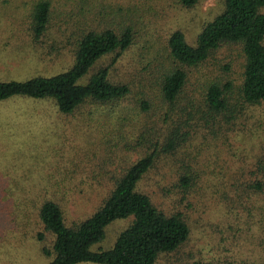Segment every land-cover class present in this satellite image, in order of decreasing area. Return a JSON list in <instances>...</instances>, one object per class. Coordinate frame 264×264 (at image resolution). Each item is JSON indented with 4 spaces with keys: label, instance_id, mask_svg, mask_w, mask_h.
<instances>
[{
    "label": "rangeland",
    "instance_id": "1",
    "mask_svg": "<svg viewBox=\"0 0 264 264\" xmlns=\"http://www.w3.org/2000/svg\"><path fill=\"white\" fill-rule=\"evenodd\" d=\"M30 1L0 0V80L50 75L72 63L76 36L70 35L62 16L54 17L48 31L55 50L29 37L24 27ZM98 1L111 15L113 29L112 24L119 22L133 28L132 43L108 71L111 80L128 84L130 94L114 105L87 103L71 115L57 113L49 100L0 101V210L5 208L0 212V264H46L50 256L42 254V242L34 235L44 233L48 244L53 237L38 223L39 202L55 195L67 225L89 215L114 178L150 146L148 139L159 130L166 134L172 129L170 121L162 122L155 111L166 110L167 105L158 99L150 67L165 59L171 30L179 29L193 41L202 24L221 9L220 0H199L189 9L174 0ZM52 2L57 6L56 0ZM260 11L264 13V7ZM86 22L91 28L108 23L103 16ZM239 55L235 47L222 46L194 68L193 76L220 75L219 65L225 63L230 66L227 77L237 82ZM139 98L148 102L144 112ZM234 116L225 122L218 115L204 128L197 127L172 154L160 155L156 166L138 181L137 190L164 211L182 197L178 209L189 235L175 252L162 256L160 264H264V178L261 190L250 186L262 178L254 168L264 154V100ZM182 162L191 164L193 185L171 188L175 167ZM130 220L111 221L103 239L90 249L111 247Z\"/></svg>",
    "mask_w": 264,
    "mask_h": 264
},
{
    "label": "trees",
    "instance_id": "2",
    "mask_svg": "<svg viewBox=\"0 0 264 264\" xmlns=\"http://www.w3.org/2000/svg\"><path fill=\"white\" fill-rule=\"evenodd\" d=\"M174 1L180 8L189 9L199 0ZM220 1V11L202 24L193 41H188L181 30H171L165 40V59L150 67L154 69L150 81L157 86L158 99L167 105L163 112L154 110L162 122L170 121L172 129L166 134L159 130L153 139H148L150 146L147 144L144 153L114 178L106 195L89 215L67 225L55 195L39 202L36 208L38 223L42 231L53 237L48 244L44 233L34 235L42 242V254L50 256L46 264H160L162 256L175 252L187 240L189 227L178 209L182 197L172 203L171 210L164 211L136 186L144 174L156 166L160 155L172 154L197 127L204 128L218 115L230 122L235 113H242L264 100V13L260 11L264 0ZM92 2L97 5H91ZM28 3V21L24 29L33 41L48 43L50 51L56 49V43L47 39L49 28L54 17L62 16L70 35L76 36L71 49L72 63L63 71L50 75L0 80V101L16 97L49 100L57 113L71 115L87 103L114 105L130 94L128 84L111 80L108 71L132 43V26L119 22L112 24L113 29L111 15L98 0H56L57 6L52 0ZM95 6L98 7L94 9ZM99 16L108 23L98 28L87 25V20ZM222 46L235 47L240 54L238 81L227 77L230 66L225 63L219 65L220 75L199 73L193 76L194 68ZM107 55L110 58L105 64L98 63ZM138 103L141 111L148 109L145 99L139 98ZM190 165L182 162L179 169L175 167L176 179L171 188L185 190L193 185ZM254 172L260 173L262 178L250 186L259 191L264 178V154L256 160ZM127 217H131L130 222L116 234L111 247L90 249L92 244L103 239L107 224ZM9 219L14 222V217Z\"/></svg>",
    "mask_w": 264,
    "mask_h": 264
}]
</instances>
